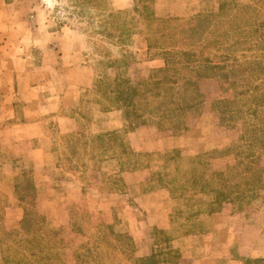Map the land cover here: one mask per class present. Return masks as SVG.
<instances>
[{"label":"rangeland","instance_id":"374dc122","mask_svg":"<svg viewBox=\"0 0 264 264\" xmlns=\"http://www.w3.org/2000/svg\"><path fill=\"white\" fill-rule=\"evenodd\" d=\"M166 51L230 74L199 82L205 101L180 132L134 125L109 95ZM255 59L264 0H0V79L16 70L0 85V264H142L166 236L169 264H191L184 240L212 229L236 237L229 256L264 255V80L242 72ZM219 191L216 221L199 203Z\"/></svg>","mask_w":264,"mask_h":264},{"label":"trees","instance_id":"16d2710c","mask_svg":"<svg viewBox=\"0 0 264 264\" xmlns=\"http://www.w3.org/2000/svg\"><path fill=\"white\" fill-rule=\"evenodd\" d=\"M195 30L193 28L192 33H195ZM164 55L165 67L152 71L147 80L133 86L118 81L116 89L109 92V95L114 96L112 102L117 103L120 109L125 110V119L131 122L134 120V125H144L146 116H151L157 117L160 128L164 127L163 123L168 122L170 130L180 132L186 127V116L198 111L205 101L199 82L214 77H222L227 80L230 74L219 72V66L213 65L208 59L197 58V55L191 51L178 53L166 51ZM242 72H251L257 80L262 78L264 80V60L245 61L242 63ZM254 88L258 90L259 86ZM259 100L260 97H254L252 103L256 106ZM226 103L227 101L218 100L216 105H225ZM253 112L255 114L256 109H253ZM116 133L112 132L108 135L99 136L100 144L103 146L108 136L113 135L112 137L115 139ZM188 181L190 185L188 184L187 188L191 190L196 182L195 179L191 178V174ZM178 189H183V187L180 186ZM189 189H184V193H187ZM226 198H228L226 193L219 191L216 192L215 198L210 203L201 202L199 204L205 206L207 209L205 213L211 216L220 212ZM188 201L191 203L195 200L190 197ZM190 207V217L187 221L192 222L194 220L193 222H195V219L202 212L195 214L194 209H192L194 206L190 205ZM179 213L181 214V212ZM173 240V237L166 236L163 241H158V246H161L160 249L152 251L148 258L140 259L141 263L169 264L174 259V254L178 256V253L173 252L170 248ZM244 264H264V258L247 259Z\"/></svg>","mask_w":264,"mask_h":264},{"label":"crops","instance_id":"0c3cea01","mask_svg":"<svg viewBox=\"0 0 264 264\" xmlns=\"http://www.w3.org/2000/svg\"><path fill=\"white\" fill-rule=\"evenodd\" d=\"M10 72V74H9ZM16 70H7L2 73V77L0 79V85L5 83H9V80H12L14 82V76ZM18 78V77H17ZM7 83H6V82ZM1 93L3 92V90L0 91ZM67 122H70V120L66 119ZM71 124V123H70ZM166 142V144L168 145V148L172 147L173 143H168L167 141H162L160 144H164ZM168 194L166 191L164 190H159V191H154L151 193H147V194H142L139 196V200L143 201L146 200L147 198H152L154 196H159V195H165ZM156 205V204H155ZM159 205V204H158ZM160 207L162 206V204L159 205ZM152 212V209H148V214L149 216H147L148 220H149V224L151 226H157V227H161L162 225H164L165 221H157V220H151V216L150 213ZM147 214V215H148ZM210 219L213 220H218L221 219V217L219 216V214H213L212 216L209 217ZM210 230V228H208ZM224 236H226L227 239H224ZM137 238V237H136ZM187 239L189 240L188 242H186V244L182 245V254H184V258L190 260L191 264H220L222 262V258L228 254H231L230 249H232V247L235 245L234 243H236V237L234 235H231V231H228V233L226 235L222 234L220 230L218 231H214L212 229V231L205 233V234H199V235H193L190 237H187L185 241H187ZM225 240V241H224ZM227 240V241H226ZM261 242H259L258 239V244H260ZM220 244V247H218ZM257 243H254V246ZM259 249V248H258ZM257 249V250H258ZM244 250V249H243ZM230 251V253H229ZM244 251H242V256L238 255V256H229L226 258L227 264H244V261L248 258H254V256H260L261 258H264V255H255L254 252L252 253H243ZM259 258V257H257Z\"/></svg>","mask_w":264,"mask_h":264}]
</instances>
